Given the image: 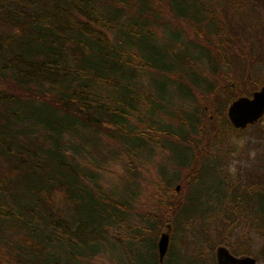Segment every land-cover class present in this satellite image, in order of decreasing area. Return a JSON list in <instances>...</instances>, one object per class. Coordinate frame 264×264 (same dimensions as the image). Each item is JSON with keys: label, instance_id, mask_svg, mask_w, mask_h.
I'll use <instances>...</instances> for the list:
<instances>
[{"label": "trees", "instance_id": "1", "mask_svg": "<svg viewBox=\"0 0 264 264\" xmlns=\"http://www.w3.org/2000/svg\"><path fill=\"white\" fill-rule=\"evenodd\" d=\"M200 4L0 0V264H118L106 248L157 264L165 224L173 238L196 218L225 232L236 214L264 238V190L227 185L211 149L222 132H243L228 124L226 106L260 88L264 74L245 78L239 33L216 27ZM225 42L234 63L216 52ZM161 153L168 164L153 182L155 207L139 213L146 168ZM110 162L120 165L115 180ZM180 183L187 195L178 203L171 189Z\"/></svg>", "mask_w": 264, "mask_h": 264}, {"label": "rangeland", "instance_id": "2", "mask_svg": "<svg viewBox=\"0 0 264 264\" xmlns=\"http://www.w3.org/2000/svg\"><path fill=\"white\" fill-rule=\"evenodd\" d=\"M232 3H236V6L232 7L233 10L236 11L239 9L237 12L234 11L235 15L228 13L226 10V8H229V10L231 9L232 5L229 4ZM198 4L206 6L204 9L207 17L211 18L213 14V24H215L216 21V27L219 25L227 27V25L230 24V30H235L236 33H239L235 47L240 48V51L237 52L238 56L236 59L231 58L234 56L233 53L235 52L233 50L231 51L232 47H230L231 44L229 42H225V44L221 45V49H225L224 51H216L218 55L227 57L228 61H232V63H234L235 59L238 65L242 66L241 69H243L245 78L250 75L254 78L263 75L264 37L262 42L263 46L259 48L257 53L256 48L261 46L259 39L264 33L261 32V29L264 30V0H198ZM169 23L182 29L183 33L187 35L193 43L199 42V37L194 33L195 29L190 28L186 22H177V20L173 22L170 20ZM253 29L259 32L253 33ZM216 34L217 35L209 38L214 43L217 42V38L219 37V33ZM223 35H225V33H223ZM249 37H252V43H246ZM248 50L250 51L249 54ZM252 58L254 60H252ZM220 68L222 72L227 70L225 67L220 66ZM256 90H251V92ZM201 102L204 103L202 105H205L204 101L201 100ZM211 126L208 123L205 124L206 129H210ZM213 134L214 132L210 134V137ZM221 139L222 143H219L216 139L211 138L213 142L212 145L214 144V148H211L213 150L212 156L221 158L222 160L217 176L221 177L223 181H226L229 186L239 182L238 185H240L241 188H245L247 185L249 186L250 184L254 185L257 183L259 188L264 190V115L262 120L254 123L252 126H248V128H245L241 133L238 131H232L230 133H225V131L222 132ZM215 149H224L223 157L217 155ZM161 164H168L164 161L162 153L156 155L146 168V180L142 183L143 187L141 188L140 200L138 201L137 211H139V213H142L144 210L151 211L155 207L153 205L155 188L153 182L159 178L156 173ZM108 166L107 177L115 180L117 178L115 175L119 173L120 165L119 163L111 164L110 162ZM184 176H188V174L182 172L181 178L183 179ZM177 186H179V188L178 191L175 192L174 187ZM183 186V183L174 184L171 189L172 193L177 195L174 198L178 203H181L183 198L187 195V190H185ZM200 190L202 189L200 188ZM252 200H254V195L252 196ZM249 205L254 207L252 204ZM234 218H236L233 221L234 226L233 223L232 225L227 223L231 226V231L227 229V231L224 232L222 231L223 227H216V231L213 230L214 226L219 222L218 220L206 219L205 221H198L196 218L189 223V227L184 225L181 229L182 231L176 232L174 238L169 234V261H167V264H214V249H216L218 245L227 246L217 243V239L222 240L224 238L228 241L230 251L235 255H238V252L252 255L256 264H264V238L260 236L261 233L250 228L249 223L239 218L237 214ZM220 222L225 221L221 220ZM104 250H107L108 253H106V256L108 258H112V256L118 258V260H120L118 264H132L129 259L123 257L122 249L117 251L114 248H106ZM194 258H196V262L192 261Z\"/></svg>", "mask_w": 264, "mask_h": 264}, {"label": "water", "instance_id": "3", "mask_svg": "<svg viewBox=\"0 0 264 264\" xmlns=\"http://www.w3.org/2000/svg\"><path fill=\"white\" fill-rule=\"evenodd\" d=\"M264 115V84L261 85L256 91H252L247 96H241L227 105L225 111V117L228 120V124L236 130H243L248 126H252L254 123L263 119ZM179 186L174 187L175 192L178 191ZM165 229L159 234L158 240H156L157 258L158 264H162L164 261V255L168 250V241L170 240V230H172L169 224H165ZM215 264H255L252 256H232L225 246L218 245L214 250Z\"/></svg>", "mask_w": 264, "mask_h": 264}, {"label": "flooded vegetation", "instance_id": "4", "mask_svg": "<svg viewBox=\"0 0 264 264\" xmlns=\"http://www.w3.org/2000/svg\"><path fill=\"white\" fill-rule=\"evenodd\" d=\"M248 128V127H247ZM226 247V249H228V251H229V253L232 255V256H234V257H238V256H249V255H247V254H241V253H237L238 255H235L234 253H232L231 251H230V248H229V246L227 245V246H225ZM168 250H169V247H168ZM168 250H166V253H165V255H164V261L162 262V264H166L165 263V261H167V253H168ZM215 250V249H214ZM213 255H214V252H213ZM250 256H252V255H250ZM253 258V257H252ZM215 255H214V264H215ZM254 259V258H253ZM254 263L256 264V261H255V259H254ZM157 264H158V261H157Z\"/></svg>", "mask_w": 264, "mask_h": 264}]
</instances>
